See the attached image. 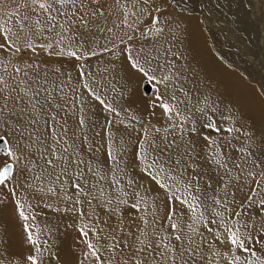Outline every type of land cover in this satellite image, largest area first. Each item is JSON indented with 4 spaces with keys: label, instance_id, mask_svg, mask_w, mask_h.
<instances>
[{
    "label": "rangeland",
    "instance_id": "obj_1",
    "mask_svg": "<svg viewBox=\"0 0 264 264\" xmlns=\"http://www.w3.org/2000/svg\"><path fill=\"white\" fill-rule=\"evenodd\" d=\"M0 136V264H264V0H0Z\"/></svg>",
    "mask_w": 264,
    "mask_h": 264
},
{
    "label": "bare ground",
    "instance_id": "obj_2",
    "mask_svg": "<svg viewBox=\"0 0 264 264\" xmlns=\"http://www.w3.org/2000/svg\"><path fill=\"white\" fill-rule=\"evenodd\" d=\"M29 53L31 54V55H34V54H36V52L35 51H32V50H30L29 51ZM223 56V55H222ZM215 64V63H214ZM164 65V64H163ZM215 70H218V68L216 67V69ZM218 72L222 75V73L223 72H220V70H218ZM224 77H226V78H230L231 77V74H226ZM156 95H157V93H156ZM155 96V95H154ZM151 100H154V99H151ZM165 109V110H164ZM161 110H162V112L163 113H167V110H166V108L165 107H162L161 108ZM2 126V125H1ZM203 129V130H202ZM201 130H202V132L204 133V134H206V135H208V136H210V135H219V134H223V135H228V134H232L233 133V131L230 129V128H228V127H223V128H220V129H218V128H215L214 126H212V125H204L203 126V128H202ZM8 143V142H7ZM8 152H9V149H8ZM10 153V152H9ZM92 154V153H91ZM9 155V154H8ZM7 155V156H8ZM92 155H94V154H92ZM92 157V156H91ZM254 170H256V169H254ZM253 170V171H254ZM13 173H14V169H13ZM13 173H12V175H13ZM11 175V176H12ZM11 176L9 177V178H11ZM9 178L7 179V180H9ZM19 178V177H18ZM245 179V178H244ZM7 180H5L4 182H6ZM247 181V180H246ZM3 182V183H4ZM3 183H1V185L3 184ZM14 185V186H13ZM21 189H22V187L20 188V185H18V186H16V181L15 180H13V181H11L9 184H7L6 185V187L5 188H3V189H0V197H2V196H5V197H13V198H16V200L19 198V199H22V198H26L28 195H31V193H34L33 195H36V196H33L32 197V195H31V198H30V200L29 201H27V210H29V209H31V212H30V215H31V217H32V219L33 220H35L36 222H39V221H41V216H42V212L40 211V207L37 205V204H35L34 202V200H37L38 202H39V192L36 190V191H33V189H30V190H27V192L25 191H23V192H21ZM18 199V200H19ZM8 200V199H7ZM23 200V199H22ZM26 200V199H25ZM28 200V199H27ZM20 201V200H19ZM16 202V201H15ZM9 203V202H8ZM7 203V204H8ZM6 204V203H5ZM14 204V203H13ZM24 204V203H23ZM7 206V205H6ZM12 206V205H11ZM24 206H25V204H24ZM3 207V206H2ZM5 207V206H4ZM8 207V206H7ZM24 208V207H23ZM24 209H26V207L24 208ZM6 210H7V208H6ZM4 213V212H3ZM33 215V216H32ZM31 220V219H30ZM42 222V221H41ZM44 223V222H43ZM144 223V222H143ZM35 224V223H34ZM145 224V223H144ZM33 226V225H32ZM88 226V225H87ZM92 226V225H91ZM91 226H89L88 228L89 229H91V228H93V227H91ZM42 227V226H41ZM36 229V228H35ZM40 229V228H39ZM85 230H87L88 232H87V236H90V231L88 230V229H85ZM86 232V231H85ZM86 234V233H85ZM38 239H40V238H38ZM258 239H259V237H254V246L256 245L255 244V242L256 243H258ZM66 242H68L67 240H66ZM65 243V242H64ZM69 243V242H68ZM246 244H247V246H248V243H247V239H246ZM62 245H64V244H62ZM61 245V246H62ZM66 245V244H65ZM38 246V245H37ZM36 246V247H37ZM95 247V246H94ZM93 247V248H94ZM249 247V246H248ZM39 248V247H38ZM37 248V249H38ZM254 248V247H253ZM40 249V248H39ZM38 249V250H39ZM94 249H96V248H94ZM259 252V251H258ZM104 253V252H103ZM103 253H101V254H103ZM101 254L99 255V256H101ZM102 257V256H101ZM57 258H59L58 256H55V257H53V259L55 260V259H57ZM72 258V257H71ZM105 261H104V263L103 264H117V262H118V260H116V258L114 257V255H109L107 258H105L104 259ZM55 261H58V260H55ZM61 261V260H60ZM71 261H73V259L71 260ZM98 262V261H97Z\"/></svg>",
    "mask_w": 264,
    "mask_h": 264
},
{
    "label": "water",
    "instance_id": "obj_3",
    "mask_svg": "<svg viewBox=\"0 0 264 264\" xmlns=\"http://www.w3.org/2000/svg\"><path fill=\"white\" fill-rule=\"evenodd\" d=\"M157 88L152 86L149 80H145L142 84V92L146 97L154 98ZM165 110V109H164ZM0 154L7 156L8 152V143L5 137L0 136ZM14 165L12 163L6 164L0 170V184L7 180L13 173Z\"/></svg>",
    "mask_w": 264,
    "mask_h": 264
}]
</instances>
